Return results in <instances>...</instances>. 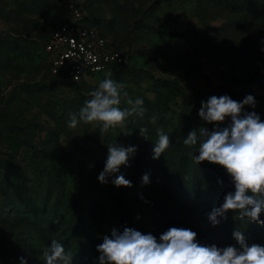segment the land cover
I'll return each instance as SVG.
<instances>
[{
  "label": "rangeland",
  "instance_id": "1",
  "mask_svg": "<svg viewBox=\"0 0 264 264\" xmlns=\"http://www.w3.org/2000/svg\"><path fill=\"white\" fill-rule=\"evenodd\" d=\"M71 7L109 48L130 54V68L78 86L49 73L44 43ZM262 41L264 0H0V264H20V257L46 264L53 240L71 257L68 264H98L102 236L124 227L157 239L170 227L189 228L198 243L218 247L235 244V228L250 245L264 246V226L237 213L211 225L208 213L234 185L222 167L196 164V146L183 143L192 130H212L198 113L213 95L238 102L252 95L256 107L245 111L264 121ZM105 78L125 85L122 109L127 99L142 98L144 115L107 132L96 123L70 129V114ZM157 129L170 145L153 159ZM113 144L137 148L116 174L132 187H115V176L107 184L97 179ZM145 174L150 183L142 185Z\"/></svg>",
  "mask_w": 264,
  "mask_h": 264
},
{
  "label": "clouds",
  "instance_id": "2",
  "mask_svg": "<svg viewBox=\"0 0 264 264\" xmlns=\"http://www.w3.org/2000/svg\"><path fill=\"white\" fill-rule=\"evenodd\" d=\"M264 43V41H262ZM264 52V47L261 48ZM125 85L110 78L102 80L98 87L90 91L84 105L78 112L70 114L68 127L74 129L81 122L96 123L101 132L121 126L132 116H143L146 109L144 100L127 99L129 107L121 108ZM245 106L256 107L255 98L247 95L242 101L233 100L228 95L211 96L201 102L199 117L208 125L199 131L188 133L183 143L196 146L194 161L222 167L231 178L234 191H229L219 207L208 213L212 226L220 224L219 218H227L229 212L238 214L241 221L247 220L264 226V121L255 111H245ZM153 124L157 117L150 118ZM230 120L226 127L221 125ZM139 133L148 139V129L142 127ZM158 139L153 148V159H158L170 145V137L162 129H157ZM108 156L103 170L98 175L101 184H107L109 177L115 176L112 184L119 188L132 187L123 175H116L120 166H130L129 157L137 148L107 145ZM150 183L149 175L142 177V185ZM234 245L218 247L216 244H200L197 233L189 228L170 227L156 238L151 233L144 234L134 228L124 227L123 231L112 229L111 234L102 236V243L96 246L99 253L98 264H264V246L252 243L245 234L234 228ZM46 264H68L71 257L65 254L61 243L53 240L43 252ZM20 264H27L20 257Z\"/></svg>",
  "mask_w": 264,
  "mask_h": 264
},
{
  "label": "built area",
  "instance_id": "3",
  "mask_svg": "<svg viewBox=\"0 0 264 264\" xmlns=\"http://www.w3.org/2000/svg\"><path fill=\"white\" fill-rule=\"evenodd\" d=\"M43 56L49 73L71 85L129 64L128 54L109 48L97 27L76 7L68 9L63 26L44 43Z\"/></svg>",
  "mask_w": 264,
  "mask_h": 264
},
{
  "label": "trees",
  "instance_id": "4",
  "mask_svg": "<svg viewBox=\"0 0 264 264\" xmlns=\"http://www.w3.org/2000/svg\"><path fill=\"white\" fill-rule=\"evenodd\" d=\"M256 9H254V11H255ZM254 14H256V12L254 13ZM118 50V49H117ZM119 51H122V50H119ZM122 52H126V51H122ZM127 53V52H126ZM128 54V56H129V64L128 65H118V66H114L113 68H111L110 70H115V69H119V68H130V63H131V57H130V54L129 53H127ZM44 62H45V60H44ZM263 75V73H261V74H257L256 75V77H261ZM62 80V79H61ZM63 81H65V80H63ZM66 82V81H65ZM67 83V82H66ZM69 84V83H68ZM80 85V84H79ZM73 86H78V85H73ZM4 106H5V103L4 102H2V104H1V107H0V118H1V115H2V113H3V109H4ZM222 171V170H221Z\"/></svg>",
  "mask_w": 264,
  "mask_h": 264
}]
</instances>
